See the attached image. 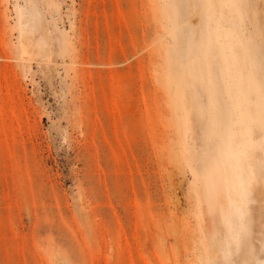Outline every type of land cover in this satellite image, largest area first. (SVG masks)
<instances>
[{"label":"rangeland","instance_id":"rangeland-1","mask_svg":"<svg viewBox=\"0 0 264 264\" xmlns=\"http://www.w3.org/2000/svg\"><path fill=\"white\" fill-rule=\"evenodd\" d=\"M0 264H264V0H0Z\"/></svg>","mask_w":264,"mask_h":264},{"label":"bare ground","instance_id":"bare-ground-1","mask_svg":"<svg viewBox=\"0 0 264 264\" xmlns=\"http://www.w3.org/2000/svg\"><path fill=\"white\" fill-rule=\"evenodd\" d=\"M22 48H23V52L24 53H27V49H26V46L24 44H22ZM169 261V260H168Z\"/></svg>","mask_w":264,"mask_h":264}]
</instances>
